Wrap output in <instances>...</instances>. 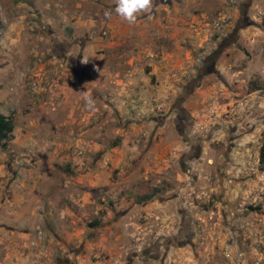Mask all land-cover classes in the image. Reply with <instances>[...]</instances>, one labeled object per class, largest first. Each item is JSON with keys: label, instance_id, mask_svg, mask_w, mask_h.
I'll return each mask as SVG.
<instances>
[{"label": "rangeland", "instance_id": "obj_1", "mask_svg": "<svg viewBox=\"0 0 264 264\" xmlns=\"http://www.w3.org/2000/svg\"><path fill=\"white\" fill-rule=\"evenodd\" d=\"M115 6L0 0V264H264V0Z\"/></svg>", "mask_w": 264, "mask_h": 264}, {"label": "clouds", "instance_id": "obj_2", "mask_svg": "<svg viewBox=\"0 0 264 264\" xmlns=\"http://www.w3.org/2000/svg\"><path fill=\"white\" fill-rule=\"evenodd\" d=\"M115 13L121 20L134 25L141 13H150L153 0H115ZM84 107L86 111H95V98L87 91L83 92Z\"/></svg>", "mask_w": 264, "mask_h": 264}, {"label": "trees", "instance_id": "obj_3", "mask_svg": "<svg viewBox=\"0 0 264 264\" xmlns=\"http://www.w3.org/2000/svg\"><path fill=\"white\" fill-rule=\"evenodd\" d=\"M2 28V24L0 21V30ZM13 130H14V124L11 120L10 117L5 116L3 114H0V147L5 148L7 145V142L10 141L13 137ZM260 164H264V147H262L261 152H260ZM152 193L143 196V200H149L152 198Z\"/></svg>", "mask_w": 264, "mask_h": 264}, {"label": "flooded vegetation", "instance_id": "obj_4", "mask_svg": "<svg viewBox=\"0 0 264 264\" xmlns=\"http://www.w3.org/2000/svg\"><path fill=\"white\" fill-rule=\"evenodd\" d=\"M242 19V18H241ZM240 22H241V20H239ZM229 37V36H228ZM228 38H226V40H225V42L224 43H227L228 42V40H227ZM210 61V59L209 58H207L206 60H205V63H207L206 65H208L209 62ZM204 67V66H203ZM206 67V66H205Z\"/></svg>", "mask_w": 264, "mask_h": 264}, {"label": "water", "instance_id": "obj_5", "mask_svg": "<svg viewBox=\"0 0 264 264\" xmlns=\"http://www.w3.org/2000/svg\"><path fill=\"white\" fill-rule=\"evenodd\" d=\"M249 2H250V0H248V3H249ZM234 31H237V25L235 26ZM225 45H226V43L222 44L221 47H220V49H222V47L225 46ZM216 53H217V52H215L214 54H216Z\"/></svg>", "mask_w": 264, "mask_h": 264}, {"label": "crops", "instance_id": "obj_6", "mask_svg": "<svg viewBox=\"0 0 264 264\" xmlns=\"http://www.w3.org/2000/svg\"><path fill=\"white\" fill-rule=\"evenodd\" d=\"M226 18V15H223V19Z\"/></svg>", "mask_w": 264, "mask_h": 264}]
</instances>
